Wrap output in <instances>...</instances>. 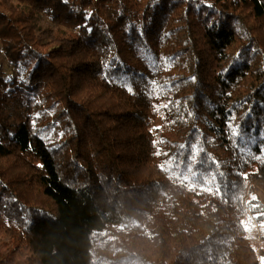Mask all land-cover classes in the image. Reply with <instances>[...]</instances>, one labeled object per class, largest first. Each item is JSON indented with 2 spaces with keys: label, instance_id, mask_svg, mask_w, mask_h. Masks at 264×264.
I'll list each match as a JSON object with an SVG mask.
<instances>
[{
  "label": "trees",
  "instance_id": "obj_1",
  "mask_svg": "<svg viewBox=\"0 0 264 264\" xmlns=\"http://www.w3.org/2000/svg\"><path fill=\"white\" fill-rule=\"evenodd\" d=\"M262 148L264 0H0V264H264Z\"/></svg>",
  "mask_w": 264,
  "mask_h": 264
},
{
  "label": "rangeland",
  "instance_id": "obj_2",
  "mask_svg": "<svg viewBox=\"0 0 264 264\" xmlns=\"http://www.w3.org/2000/svg\"><path fill=\"white\" fill-rule=\"evenodd\" d=\"M43 25H51V26H54L56 27L54 24H52L48 19L46 18H43L42 19V22H41ZM1 59L3 61H5L6 65L8 66V62H7V59L4 58V57H1ZM156 124V123H155ZM155 129V125L153 126V130ZM248 225H249V228H248V233H249V236L252 238V241L256 244V245H260V240H261V235L263 233V227L259 224H257L253 217H249L248 218ZM0 234H5V230L1 228L0 226ZM9 237V236H8ZM263 263H264V260H263Z\"/></svg>",
  "mask_w": 264,
  "mask_h": 264
},
{
  "label": "snow or ice",
  "instance_id": "obj_3",
  "mask_svg": "<svg viewBox=\"0 0 264 264\" xmlns=\"http://www.w3.org/2000/svg\"><path fill=\"white\" fill-rule=\"evenodd\" d=\"M232 133H233V136H239L241 140H243V133H241L239 131L238 128H233L232 129ZM254 139H250L249 141H244L245 144L247 143H254ZM242 151H244L245 153H249L250 152V149H248L247 147H245L244 149H242ZM197 157V154H196V150L193 149L192 152L190 153L188 159H187V162L188 163H192L193 162V159ZM261 158H264V148L261 149ZM207 161L205 160H200L199 163L201 166H203V164H205Z\"/></svg>",
  "mask_w": 264,
  "mask_h": 264
}]
</instances>
